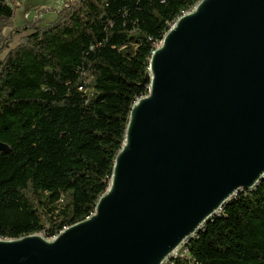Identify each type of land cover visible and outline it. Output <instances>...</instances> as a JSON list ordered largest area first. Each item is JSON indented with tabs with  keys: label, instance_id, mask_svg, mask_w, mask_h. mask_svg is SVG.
<instances>
[{
	"label": "water",
	"instance_id": "1",
	"mask_svg": "<svg viewBox=\"0 0 264 264\" xmlns=\"http://www.w3.org/2000/svg\"><path fill=\"white\" fill-rule=\"evenodd\" d=\"M148 74L94 211L54 237L0 238V264H164L264 177V0H198Z\"/></svg>",
	"mask_w": 264,
	"mask_h": 264
},
{
	"label": "trees",
	"instance_id": "2",
	"mask_svg": "<svg viewBox=\"0 0 264 264\" xmlns=\"http://www.w3.org/2000/svg\"><path fill=\"white\" fill-rule=\"evenodd\" d=\"M72 1L0 60V238L54 237L94 211L151 53L198 0ZM16 7L0 0V39ZM182 249L165 264H264V177Z\"/></svg>",
	"mask_w": 264,
	"mask_h": 264
},
{
	"label": "rangeland",
	"instance_id": "3",
	"mask_svg": "<svg viewBox=\"0 0 264 264\" xmlns=\"http://www.w3.org/2000/svg\"><path fill=\"white\" fill-rule=\"evenodd\" d=\"M72 0H15L13 24L6 28L0 39V60L24 35L32 31L30 21L38 18L35 25L45 24L56 17L57 11ZM74 3V0L72 1ZM40 21V22H39Z\"/></svg>",
	"mask_w": 264,
	"mask_h": 264
},
{
	"label": "built area",
	"instance_id": "4",
	"mask_svg": "<svg viewBox=\"0 0 264 264\" xmlns=\"http://www.w3.org/2000/svg\"><path fill=\"white\" fill-rule=\"evenodd\" d=\"M185 253H186V251L183 250L182 247H181L179 250H177V251L174 253L173 257H177V256L182 255V254H185ZM167 261H168V260H167ZM167 261H166V262H167ZM166 262H165V263H166ZM165 263H164V264H165Z\"/></svg>",
	"mask_w": 264,
	"mask_h": 264
}]
</instances>
